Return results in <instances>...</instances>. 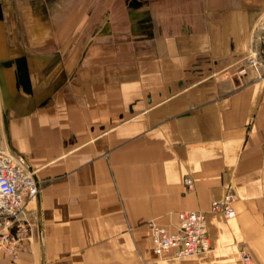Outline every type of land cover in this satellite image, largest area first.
Wrapping results in <instances>:
<instances>
[{
  "label": "crops",
  "instance_id": "crops-1",
  "mask_svg": "<svg viewBox=\"0 0 264 264\" xmlns=\"http://www.w3.org/2000/svg\"><path fill=\"white\" fill-rule=\"evenodd\" d=\"M163 3L0 0V151L40 184L0 264H264L262 9ZM183 210L206 211L211 249L156 255L148 222Z\"/></svg>",
  "mask_w": 264,
  "mask_h": 264
},
{
  "label": "built area",
  "instance_id": "built-area-1",
  "mask_svg": "<svg viewBox=\"0 0 264 264\" xmlns=\"http://www.w3.org/2000/svg\"><path fill=\"white\" fill-rule=\"evenodd\" d=\"M249 66L261 74L264 66L257 51L251 52ZM243 68L241 72H245ZM188 189L194 188L192 177H185ZM40 193V184L35 170L25 167L14 154L0 151V250L19 257L23 243L30 238L34 223L28 217L27 206ZM238 195L230 188L225 195L212 202V211L231 218L236 215ZM175 228L149 221L152 249L156 255L170 254L184 258L205 253L211 249L207 226V213L203 210H183L178 213ZM242 264H257L244 248L240 250Z\"/></svg>",
  "mask_w": 264,
  "mask_h": 264
},
{
  "label": "rangeland",
  "instance_id": "rangeland-1",
  "mask_svg": "<svg viewBox=\"0 0 264 264\" xmlns=\"http://www.w3.org/2000/svg\"><path fill=\"white\" fill-rule=\"evenodd\" d=\"M135 2L136 0H133V3ZM163 2H164L163 3L164 5L162 4L161 7L165 11V13H168V14L180 13L181 15H187V13L194 12L196 10H204L208 6H210L209 4L212 2L213 3L217 2L220 4L227 3L235 7L236 6H239V7L242 6L245 8L260 7L262 9V19L260 22V27H261V38H260L261 42L260 43L261 44H260V49H258L259 50L258 55L262 60H264V0H163ZM261 76H264V66L261 67Z\"/></svg>",
  "mask_w": 264,
  "mask_h": 264
}]
</instances>
